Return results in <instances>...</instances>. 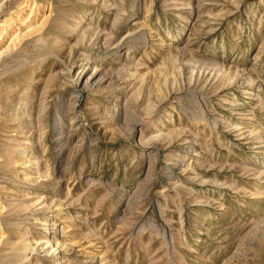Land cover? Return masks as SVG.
<instances>
[{
  "label": "rangeland",
  "instance_id": "1",
  "mask_svg": "<svg viewBox=\"0 0 264 264\" xmlns=\"http://www.w3.org/2000/svg\"><path fill=\"white\" fill-rule=\"evenodd\" d=\"M0 264H264V0H0Z\"/></svg>",
  "mask_w": 264,
  "mask_h": 264
}]
</instances>
